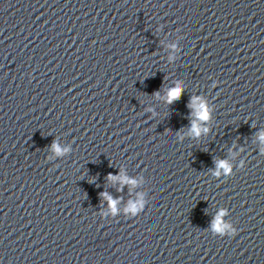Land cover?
<instances>
[{"label":"water","instance_id":"1","mask_svg":"<svg viewBox=\"0 0 264 264\" xmlns=\"http://www.w3.org/2000/svg\"><path fill=\"white\" fill-rule=\"evenodd\" d=\"M261 132L264 0H0V264H264Z\"/></svg>","mask_w":264,"mask_h":264},{"label":"clouds","instance_id":"2","mask_svg":"<svg viewBox=\"0 0 264 264\" xmlns=\"http://www.w3.org/2000/svg\"><path fill=\"white\" fill-rule=\"evenodd\" d=\"M173 48L175 47V45L172 46ZM171 59V57H170ZM183 89L180 87L179 84H177L174 88H172L168 94H167V103L171 104L176 100H179L181 95H182ZM189 108L194 110V116L195 119L192 120L191 122V126H190V132L196 136L199 137L201 135V128L199 126V124L196 122L197 120L199 121H208L210 119V110L209 108L206 106V102L203 101L201 98L199 97H192L190 102H189ZM203 131L206 133L209 130L207 128H204ZM261 142H264V132H261L259 134V137ZM52 148L54 150V152L57 155H62L63 153L67 152L68 149H62L58 144L54 143L52 145ZM217 167L224 169L225 172H228L229 170V166L225 161H218L217 162ZM218 174V173H217ZM109 180H115V179H120L122 182L124 183H131V184H135L136 182L134 180H128L127 177H123V176H117L114 177L111 174H109L108 176ZM103 197L105 199H107L112 207V211L115 212L116 211V200H113L110 196H108L107 193H102ZM138 205L137 204H130V209L131 211H136ZM225 211L221 210V212L217 215V217L215 218L214 224H213V229L218 232L223 234L225 232V230L229 227L228 225L224 224L221 222V218L225 215ZM233 234H235V231L233 230Z\"/></svg>","mask_w":264,"mask_h":264}]
</instances>
